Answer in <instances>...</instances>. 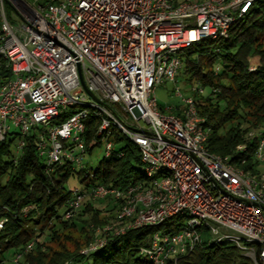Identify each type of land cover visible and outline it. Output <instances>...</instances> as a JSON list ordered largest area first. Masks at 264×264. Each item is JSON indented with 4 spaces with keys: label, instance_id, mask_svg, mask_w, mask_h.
Returning <instances> with one entry per match:
<instances>
[{
    "label": "built area",
    "instance_id": "1",
    "mask_svg": "<svg viewBox=\"0 0 264 264\" xmlns=\"http://www.w3.org/2000/svg\"><path fill=\"white\" fill-rule=\"evenodd\" d=\"M5 1L11 3L0 0V56L11 75L0 81V142L16 138L19 152L34 133L46 172L62 163L88 169L85 132L92 116L105 157L114 150L112 129L139 152L141 180L125 188L96 183L69 190L64 220L84 201L117 203L79 254L88 256L128 230L180 217L178 232L156 230L140 248L148 264L175 263L201 243H229L253 264H264V133L247 134L257 136V167L239 168L206 148L209 128L193 98L182 99L174 115L154 96L163 80L175 81L182 51L225 39L264 0H12L16 26L6 18ZM194 92L202 93L201 85Z\"/></svg>",
    "mask_w": 264,
    "mask_h": 264
},
{
    "label": "trees",
    "instance_id": "2",
    "mask_svg": "<svg viewBox=\"0 0 264 264\" xmlns=\"http://www.w3.org/2000/svg\"><path fill=\"white\" fill-rule=\"evenodd\" d=\"M6 18L13 21L14 8L4 2ZM1 24V23H0ZM253 58L255 64H251ZM181 69L188 81L209 87L207 97L195 99L197 114L209 128L206 148L243 169L256 166L253 151L264 125V1L254 5L229 30L225 39L202 40L180 55ZM0 56V81L10 71ZM250 65L255 69L248 70ZM218 66L215 72L214 67ZM198 96L197 93H194ZM178 115V113H177ZM97 120L89 116L85 132L86 155L100 145L95 135ZM114 150L86 169L73 170L68 164L46 167L37 156L34 133L25 137L24 146L11 150L12 139L0 142V264H14L12 257L33 242L31 250L17 264H148L140 248L148 246L156 230L176 233L181 219L173 218L156 227L128 230L106 239L105 244L88 256L79 250L94 238V230L112 218L117 203L111 199L84 201L70 219L62 215L69 200L66 188L74 178L80 186L102 184L125 188L142 179L139 152L116 130H111ZM243 145L241 151L236 150ZM121 153V155H118ZM166 264H253L229 243H201L191 253Z\"/></svg>",
    "mask_w": 264,
    "mask_h": 264
},
{
    "label": "rangeland",
    "instance_id": "3",
    "mask_svg": "<svg viewBox=\"0 0 264 264\" xmlns=\"http://www.w3.org/2000/svg\"><path fill=\"white\" fill-rule=\"evenodd\" d=\"M11 1V4L14 2ZM14 26L17 25L14 21H12ZM182 51L180 54H182ZM256 59L253 58L251 64H255ZM200 83L195 80L188 81V76L184 74L183 70L180 68L176 74L175 81H167L163 80V82L155 88L154 96L157 102L158 107L165 114H174L177 115L179 110L183 107V100L185 98H193L194 100L198 97H207L210 93V88L205 86L202 87V93H199L198 96H195V89H197ZM176 89L179 92V96L176 94ZM171 109V110H169ZM11 133H17V128L11 126ZM264 131V125H263ZM16 142V138L13 139L11 144V150L15 151L14 144ZM105 152V145L102 142L98 147H96L92 154L84 157V162H88L90 166L97 163L103 156ZM88 170V169H86ZM80 186L76 179H69L68 183L64 188L71 190L73 187ZM160 232V231H159ZM11 259V258H10Z\"/></svg>",
    "mask_w": 264,
    "mask_h": 264
},
{
    "label": "water",
    "instance_id": "4",
    "mask_svg": "<svg viewBox=\"0 0 264 264\" xmlns=\"http://www.w3.org/2000/svg\"><path fill=\"white\" fill-rule=\"evenodd\" d=\"M86 91L88 92V90H86ZM88 94H89V96H91L92 98H94V96L90 92H88Z\"/></svg>",
    "mask_w": 264,
    "mask_h": 264
}]
</instances>
